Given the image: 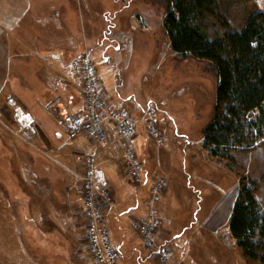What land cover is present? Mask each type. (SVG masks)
Segmentation results:
<instances>
[{"label":"rangeland","instance_id":"rangeland-1","mask_svg":"<svg viewBox=\"0 0 264 264\" xmlns=\"http://www.w3.org/2000/svg\"><path fill=\"white\" fill-rule=\"evenodd\" d=\"M30 1L35 10L37 7L48 6L46 10L44 8L39 12L41 16L48 15L47 10L51 9V5L54 6L52 7L54 14L62 11V7L72 10L70 14L72 13L76 38L73 47H68L64 52L60 67H68L70 63L73 73L67 74V78L60 76L55 79L56 86L53 89L59 97L52 95L47 101L57 99L67 110L69 103L67 104L66 101H77L80 96L82 105L81 80L71 67L70 61L80 51H87L108 96L114 94L117 99L121 96V102L111 105L124 109L129 116L136 119V133L137 125L141 123L142 134L151 141L152 146H146L147 152L143 158H146L147 166L153 171L151 182L157 179L163 180V188L156 201L150 205L148 189L147 192L141 190L140 185L133 184L128 177L126 180L129 184L120 185L122 199L112 198L113 192L109 187L113 206L106 205V207L115 214L122 215L123 230L127 232L126 238L132 239L136 245L134 239L136 237L129 225L131 226L133 218L142 217L151 207L161 221L159 235L167 239L172 233L184 231L188 235L193 234L197 224L209 223L212 218L214 219L213 216H206L205 211L210 212V208L218 204L222 208L220 215L215 217L219 223V255L231 258L235 264H263L259 260L244 256L234 244L235 239L228 228V215L223 214L225 210L221 206L230 203L233 196L235 200L240 182L251 183L254 186L253 195L258 197L261 203L264 191L259 184L261 160L258 158L260 152L264 156L262 149L264 140H261L263 136L255 147L248 150L250 156L246 160L242 158L244 151L241 150L230 152L232 155L228 159H220L211 155L203 146V129L210 122L215 110L216 76L205 60L192 57L179 58L172 51L163 29L162 4L156 0ZM218 1L221 14L233 27L241 24L248 10L253 7L259 9L256 0ZM1 2L16 7L19 0H0V5ZM20 6L22 3L17 7ZM36 18L34 17L33 21ZM115 45H119V49L115 48ZM47 47L54 50L45 41L44 48ZM4 50L5 48L0 46V170L2 171L4 166L7 168L12 187L17 193L14 194L16 200L10 201V208L4 211V215L0 212V243L5 239L4 246L7 245V249L9 246L12 254L18 250L19 244H23L27 247V254L30 252V255L34 256L38 252L45 257L43 264H50L47 263V259H50L49 245L43 249H36L35 233L33 230L30 232L27 230L29 224L34 226L35 217L22 213L25 210L18 199L19 182L15 177L18 160L28 158L32 148L30 145L37 146L41 143L38 126L30 109L32 105L23 102L26 100L25 94L27 93L28 97L34 93V83L38 84L39 93L49 91V88L43 86L45 82L40 77V64L32 58L25 60L15 57L14 60V56L18 55V49L13 44L11 48L6 49L7 58ZM104 56L109 59H105ZM7 59H10L9 64ZM51 74L53 75V72ZM47 101L39 100L34 105L43 109V115L47 114L45 112ZM18 106L21 107L22 114L29 113L31 118L21 117ZM149 108H154L156 111L158 128L163 137L162 144H157L145 133L144 121ZM135 135L119 140L121 160L123 150L127 146L135 150V146L130 143V139ZM138 159L141 160V157ZM141 176L143 177L141 186H144L146 181L142 172ZM132 195L138 198V207H135V203L131 201ZM2 206L3 202L0 200V207ZM103 210L106 213L105 208ZM126 215L131 217L127 218ZM79 222L81 226L78 229V237L74 238L75 247L66 248L65 253L59 255L61 259L58 264H88L85 222L83 219ZM37 223L42 225L47 221L39 220ZM191 228L192 232L188 233V229ZM194 239L193 234L190 242ZM170 240L168 238L163 244L171 249L172 256L174 244ZM113 243L116 245L115 241ZM22 249L26 250L24 247ZM131 255L134 256L132 252ZM140 260L141 264H173L169 262L170 259L162 261L153 253L141 257ZM124 262L121 257L117 260V264ZM127 262L129 264L131 261ZM11 264H23V261L22 263L14 261Z\"/></svg>","mask_w":264,"mask_h":264},{"label":"crops","instance_id":"crops-1","mask_svg":"<svg viewBox=\"0 0 264 264\" xmlns=\"http://www.w3.org/2000/svg\"><path fill=\"white\" fill-rule=\"evenodd\" d=\"M256 1L259 9L264 12V0ZM20 3H22V6L17 7ZM1 4L0 40L2 43L0 46L5 48L6 58L8 55L6 49L11 48L13 44L18 49V55L14 56V60L15 57L25 60L34 59V61L41 66L40 77L46 84L42 83L43 86L49 88V91L39 93L38 84L34 83L35 90L32 94L34 100L31 94L28 95V97L27 93L25 94L26 100H23V102L32 105L30 109L38 126L39 140L41 143H38L37 146L30 145L32 148H30L31 153H29L28 158H20L18 160L17 174L15 177H17L19 182L18 199L22 202L25 210L22 213L27 216L35 217L34 226L29 224L27 228L29 232L33 230L35 233L34 245L36 249H43L49 245L48 249H50V252L48 253L50 259L46 257L47 263L58 264L59 259H61L59 255L65 253L66 248L75 247L74 238L78 237V229L81 226V222L79 221L83 219L85 222V215L79 199V175L84 169L83 156L92 152L93 146L83 135H78L75 138L69 139L60 119L56 115L50 114L45 110L47 114L43 115V109L39 106L35 107L34 105L37 104L39 100L42 102L49 100L52 95L59 97L53 89V87L56 86L54 85L55 79L60 76L67 78L69 73H73L70 69V63L68 67H60L64 52L68 47H73L76 38V36H74L75 31L73 29L74 22L72 21V13L70 14L72 10H67L66 7H62V11L60 10L57 14H54L52 10L54 6L51 5V9L47 10L48 15L41 16L39 12L44 8L46 10L48 6H42L41 8L37 7L35 10L30 0H19L16 7L13 6V4L8 5L5 2H1ZM34 17L37 18L33 21ZM24 18L26 21L25 23ZM45 41H47L54 50L50 49L51 47L44 48ZM118 47L119 45H115V48L119 49ZM59 49L61 50L59 51ZM104 58L106 59L107 57L104 56ZM107 59H109V57ZM6 61L9 64L10 59ZM52 72L53 75L51 74ZM99 87L107 103L112 104L121 102V96L118 99L115 98L114 94L108 96V92L104 85H102L100 76ZM80 99L79 96L77 101H66L67 104L69 103L67 111L78 112L81 110L82 105ZM48 102L49 101L45 104ZM142 129L143 125L138 123L137 133L130 139V143L135 146L134 152L136 157H141V160L138 159V162L146 185H140V188L147 192L148 185L153 177V171L149 169L145 162L146 158H143V156L147 152L146 146H152V144L150 143L151 141L142 134ZM261 140H264V135ZM118 142L119 140H117L115 136L109 134L106 143L98 152V167L102 170L106 182L113 192L112 198L115 200L116 198L122 197L120 195V185L129 184L126 180L127 174L124 170L121 154L119 155L121 145H119ZM262 149L264 152V147ZM242 154L241 156L245 160L250 156L248 150L244 151ZM231 155L230 153V157ZM216 157L218 158V156ZM263 158L264 156H262L260 152V158H258L261 160L259 165V184H261V188L264 191ZM220 159L228 158L220 157ZM215 189L218 190L217 188ZM15 193L17 192L12 187L7 168L4 166L2 171L0 170V200L3 202V206L0 207V212L3 215L4 211L10 208V201L16 200L14 196ZM232 194L234 195V193ZM200 198L201 196H199L198 199ZM232 199L234 200V196ZM233 200H231L230 203H226V205H221L225 210L223 214L226 213L228 219L234 202ZM7 201H9V203H7ZM131 201L135 203V207H138L139 202L136 195L134 197L132 195ZM143 201L144 200H142V202ZM103 208H105L108 214V228H110L112 238H114L113 241L116 242L120 257L125 261L124 264H128L127 261H131L129 264H141L142 261L140 258L147 257L151 252L142 247L139 236L130 225L129 228L136 237L134 238L136 245H134L132 239L128 240L126 238L127 232L123 230L122 215L115 214L106 206ZM260 208L264 212V196L261 198ZM221 209L222 208L217 204L210 208V212L205 211L206 216H213L214 219L210 218L211 221L209 223H200L195 226V232L193 233L195 237L194 241L190 242L193 236L191 233L192 228L188 229V233H191L189 235L184 231L181 233H172L170 234L171 237L168 235L167 239H171L170 241L174 244L169 262H173V264H235L231 258H224V256L219 255V223L215 217L220 215ZM132 211H134V208ZM126 216L127 218L131 217L129 215ZM162 217L164 218L163 214ZM39 220L43 222L47 221V223L42 225L40 223L38 224L37 222H39ZM167 239L160 234L159 241H162L161 243H164V241L166 242ZM4 240L5 239L0 243V251L2 252V254L0 252V264H11V262L13 263L14 261L16 263H22L23 261V264H43L45 257L42 254L38 252H36L34 256L30 255V252L27 254V247L23 244H19L18 247L16 246L18 250L12 254L9 246L8 249L7 245L6 247L4 246ZM234 242L236 245V240H234ZM22 247L26 250H23ZM131 252L134 256L131 255ZM16 258H18L19 261Z\"/></svg>","mask_w":264,"mask_h":264},{"label":"trees","instance_id":"trees-1","mask_svg":"<svg viewBox=\"0 0 264 264\" xmlns=\"http://www.w3.org/2000/svg\"><path fill=\"white\" fill-rule=\"evenodd\" d=\"M163 29L179 58L205 60L216 76L215 110L203 129L213 156L250 150L264 135V12L253 7L237 27L218 0H156ZM228 228L244 256L264 264V212L253 185L240 182Z\"/></svg>","mask_w":264,"mask_h":264},{"label":"built area","instance_id":"built-area-1","mask_svg":"<svg viewBox=\"0 0 264 264\" xmlns=\"http://www.w3.org/2000/svg\"><path fill=\"white\" fill-rule=\"evenodd\" d=\"M71 67L81 80L82 107L78 112H68L59 100H52L45 109L61 121L69 139L83 135L93 146V151L83 156L84 169L79 175L78 191L85 215V239L88 264H117L120 252L113 243L108 229V215L104 206H113L111 192L102 170L98 167L99 149L106 143L109 134L118 140H125L136 133L137 121L119 107L106 102L99 87V76L93 60L87 51H80L71 61ZM23 118H31L29 113ZM24 109V108H23ZM145 133L157 144H162V132L158 128V117L154 108L147 110L144 121ZM124 137V138H123ZM122 161L127 177L135 185L143 184L140 165L132 148L123 150ZM163 188V180L157 179L148 188V203L152 205ZM161 221L151 207L142 217L133 218L131 226L140 238L145 250L157 255L162 261L171 257V249L159 242Z\"/></svg>","mask_w":264,"mask_h":264}]
</instances>
